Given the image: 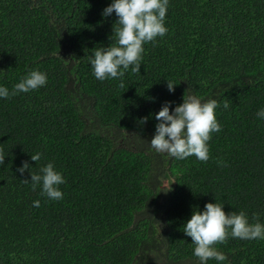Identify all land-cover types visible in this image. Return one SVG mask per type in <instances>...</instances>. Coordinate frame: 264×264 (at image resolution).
Returning <instances> with one entry per match:
<instances>
[{
	"label": "trees",
	"instance_id": "1",
	"mask_svg": "<svg viewBox=\"0 0 264 264\" xmlns=\"http://www.w3.org/2000/svg\"><path fill=\"white\" fill-rule=\"evenodd\" d=\"M110 3L0 0V84L48 75L0 99V264H199L183 231L194 210L216 201L264 223V0H170L168 32L144 45L140 73L99 81L89 58L116 43ZM190 94L220 105L207 162L148 142L154 114ZM49 161L66 179L62 200L25 181ZM215 247L227 264H264V239Z\"/></svg>",
	"mask_w": 264,
	"mask_h": 264
},
{
	"label": "clouds",
	"instance_id": "2",
	"mask_svg": "<svg viewBox=\"0 0 264 264\" xmlns=\"http://www.w3.org/2000/svg\"><path fill=\"white\" fill-rule=\"evenodd\" d=\"M170 0H111L102 12L108 17L115 13L117 25L113 29L116 43L109 47L97 48L89 58L93 76L99 81L122 78L129 68L134 73H140L147 43H155L157 37H164L168 28L166 16ZM48 83V75L40 70H30L12 89L0 84V99H9L20 93H28L40 89ZM167 80V87L174 92V86ZM220 107L216 99L204 100L197 95L183 97V102L171 107V102H165L154 116L158 123L149 145L156 153H166L169 157L184 160L194 156L197 160L207 162L210 159L209 141L213 133L222 130L216 110ZM227 103L224 108H228ZM171 108V110H170ZM257 119H264V107L258 109ZM148 117L140 118V123H146ZM43 153L31 155L32 161H40ZM5 161L3 149H0V165ZM29 169L27 162L18 171L23 174ZM32 190L41 189L43 195L50 200H62L64 193L60 185L66 183L61 171H58L51 161L42 166L39 172H30ZM34 207L40 206V201H33ZM183 231L191 237L193 255L199 264H207L210 259L217 264H227V255L215 247L223 244L229 236L246 240L264 239V223L250 222L249 216L243 210L239 212L224 211V204L208 202L202 211L194 210L185 222Z\"/></svg>",
	"mask_w": 264,
	"mask_h": 264
}]
</instances>
